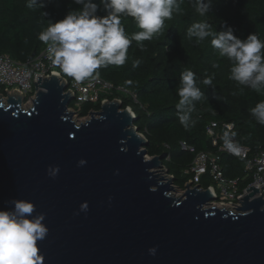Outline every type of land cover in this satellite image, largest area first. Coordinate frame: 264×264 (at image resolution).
<instances>
[{"label":"water","instance_id":"obj_1","mask_svg":"<svg viewBox=\"0 0 264 264\" xmlns=\"http://www.w3.org/2000/svg\"><path fill=\"white\" fill-rule=\"evenodd\" d=\"M34 82L29 108L20 92L6 103L0 94V209L27 199L45 214L41 264H264L261 189L247 188L237 212L209 206L212 191L191 182L175 195L166 154H148L123 102L107 100L78 123L59 75Z\"/></svg>","mask_w":264,"mask_h":264},{"label":"trees","instance_id":"obj_2","mask_svg":"<svg viewBox=\"0 0 264 264\" xmlns=\"http://www.w3.org/2000/svg\"><path fill=\"white\" fill-rule=\"evenodd\" d=\"M42 2L43 9H30L27 0H0V53H8L24 63L32 60L47 45L39 39L40 33L50 23L62 20L70 11L81 7L74 0ZM95 2L99 3V0ZM97 14H107L103 5ZM195 22H206L214 31L224 30L226 22L239 38L246 39L250 33H255L264 41V0H213L211 12L203 17L195 11L192 0H183L181 11L174 12L171 20L166 19L164 27L151 40L143 41V49L132 41L124 65L100 68L98 75L88 78L99 76L115 85H123L137 95L138 101L116 92L102 94L100 99L110 101L119 97L124 107L132 108L136 115L135 126L148 141V154H166L164 167L181 189H185L192 179V174L186 171L200 151L218 153L226 177L243 179L247 175V158L219 152L225 131L234 132L233 139L250 147V156L264 149V125L258 123L250 111L264 101V93L229 79L232 62L219 56L211 45V37L200 43L195 38H188L187 30ZM121 24L129 38L141 31L132 17L122 16ZM135 60L140 61L139 67L132 66ZM185 70L196 74L197 86L203 93L202 99L194 102L195 110L187 129L180 123L176 108L180 99L177 88ZM205 77L213 79L214 87L202 83ZM100 108V101L87 102L78 108V113L83 117ZM211 122L216 123L213 131L218 138L217 145L207 133ZM182 142L195 150L184 148ZM250 182L247 178L241 185L244 187ZM210 183L209 175L200 182L203 187Z\"/></svg>","mask_w":264,"mask_h":264},{"label":"clouds","instance_id":"obj_3","mask_svg":"<svg viewBox=\"0 0 264 264\" xmlns=\"http://www.w3.org/2000/svg\"><path fill=\"white\" fill-rule=\"evenodd\" d=\"M74 3L81 7L70 11L62 20L50 23L40 33L39 39L50 44L48 51L52 63L75 81L81 82L93 74L98 75L100 68L124 65L132 41L143 49L142 42L151 40L164 27L166 19L171 20L174 12L181 11L183 0H99V3L95 0H74ZM192 4L203 17L211 12L213 0H192ZM101 5L107 13L104 16L97 14ZM27 7L43 9L45 5L42 0H27ZM44 14L47 16L46 12ZM122 16L134 18L141 31L129 38L121 24ZM225 25L224 30L214 31L206 22H195L188 28L187 36L195 38L197 43L211 37V45L219 56L232 62L229 79L264 93V41L255 33L241 39L235 35L232 26L226 22ZM139 64L140 61L135 60L132 66L136 68ZM202 83L214 87L211 77H205ZM177 94L180 98L176 104L177 115L187 129L195 110L194 102L203 97L192 70L181 73ZM250 111L256 121L264 125V101ZM235 135L228 131L223 135L224 147L234 153L237 152L233 143ZM86 163L83 158L78 162L80 166ZM59 171V166L48 168V174L53 178ZM11 204V208L0 209V264H41L38 241L44 240L48 234L45 214L33 215L36 206L27 199H13ZM80 209L87 211V203L81 204ZM148 251L154 256L157 247Z\"/></svg>","mask_w":264,"mask_h":264},{"label":"built area","instance_id":"obj_4","mask_svg":"<svg viewBox=\"0 0 264 264\" xmlns=\"http://www.w3.org/2000/svg\"><path fill=\"white\" fill-rule=\"evenodd\" d=\"M49 47L50 44H47L35 58L26 63L14 59L8 53H0V94L3 96V100L7 101L9 93L17 91L21 93L23 102L32 103V99L35 98L37 92L34 81H37L39 76L57 74L67 86L65 92H71L74 96V100L68 108L74 112V116L79 114L78 108L84 103H96L100 101L102 105L105 101L108 102V98L100 99L102 94L116 92L132 96L135 101H138L137 95L127 87L115 85L99 76L81 82L75 81L72 77L65 74L58 65L52 63L48 51ZM115 99L122 102V99L119 97ZM128 108L132 110L131 107L128 106ZM132 114L136 118L133 110ZM89 116L90 114L84 116V118ZM214 126H216V123L211 122L207 126V133L212 138L213 143L217 145L218 138L213 131ZM227 127L231 129L232 125H227ZM233 143L237 149L236 153L225 148L224 144L220 145L218 149L219 152H228L238 157L247 158L245 164L247 175L243 179L226 177L223 167L219 162V154L207 151L198 152L192 162L191 168L186 172L192 174V179L189 182L193 186L200 185L201 188L212 191L216 199L209 206L227 208L237 212L238 209L236 208L242 205L241 201H243L248 193L247 188L254 186L261 189L259 195H263L264 197V149L250 156V147L239 144L235 139H233ZM182 144L184 148L190 151L195 150L194 147L189 146L186 142H182ZM205 175H209L211 179L208 187H203L200 184L201 179ZM247 178H250L251 182L247 186L242 187L241 183L245 182Z\"/></svg>","mask_w":264,"mask_h":264},{"label":"rangeland","instance_id":"obj_5","mask_svg":"<svg viewBox=\"0 0 264 264\" xmlns=\"http://www.w3.org/2000/svg\"><path fill=\"white\" fill-rule=\"evenodd\" d=\"M3 101L6 103L5 100H3ZM32 105H33V103L23 102V107H24V108H29V107H31ZM89 117H90V116H89ZM89 117L84 118V116L82 117V116H80V115L78 114V115L74 116L73 118H74V120H75L76 122L80 123V122L85 121V120L88 119ZM75 118H76V119H75ZM165 174H167V173L165 172ZM174 184H175V183H174ZM175 187H176V191L173 190V193H174L175 195H182V194L185 192V189H181V188L178 187L176 184H175ZM208 207H209V206H208Z\"/></svg>","mask_w":264,"mask_h":264},{"label":"bare ground","instance_id":"obj_6","mask_svg":"<svg viewBox=\"0 0 264 264\" xmlns=\"http://www.w3.org/2000/svg\"><path fill=\"white\" fill-rule=\"evenodd\" d=\"M157 172H158L161 176H164V177H165V180H166L167 177H166L165 171H161V170H160V171H157ZM163 173H164V174H163Z\"/></svg>","mask_w":264,"mask_h":264}]
</instances>
